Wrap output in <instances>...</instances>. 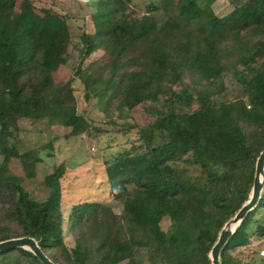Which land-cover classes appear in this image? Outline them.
<instances>
[{"label": "trees", "instance_id": "16d2710c", "mask_svg": "<svg viewBox=\"0 0 264 264\" xmlns=\"http://www.w3.org/2000/svg\"><path fill=\"white\" fill-rule=\"evenodd\" d=\"M201 1L178 0L173 7L171 0H160L177 12L174 29L163 35L152 16L131 18L122 0H98L93 17L98 31L82 36L81 53L85 58L103 48L106 76L90 75L82 63L76 75L87 88L97 83L91 92L104 101L117 99L129 111L150 104L155 116L139 129L143 152H125L105 164L122 214L99 203L72 206L69 229L76 239L68 249L59 188L65 167L47 176L50 194L37 202L22 188V179L9 173L10 156L0 149V242L33 238L55 264H211L221 229L249 199L264 150V0H244L223 18ZM33 5L0 0V148L23 119L48 120L70 129V136L85 134L89 126L70 105L69 85L57 88L49 74L52 61L66 51V24L53 15L37 16ZM194 22L196 31L184 29ZM228 73L241 95L218 102L213 96ZM184 76L200 86L194 111L187 89L173 88ZM17 158L27 175L38 162L31 164L29 154ZM183 158L198 178H188V170L177 164ZM262 211L264 189L223 248L220 264H242L231 253L246 247L251 235L264 237L263 225L251 232ZM164 218L170 222L166 233L159 228ZM0 264L41 263L31 252L13 249L0 252Z\"/></svg>", "mask_w": 264, "mask_h": 264}, {"label": "rangeland", "instance_id": "374dc122", "mask_svg": "<svg viewBox=\"0 0 264 264\" xmlns=\"http://www.w3.org/2000/svg\"><path fill=\"white\" fill-rule=\"evenodd\" d=\"M33 13L39 17L53 15L66 24L69 41L65 53L55 58L50 66L49 74L54 85L63 87L69 85L72 90L70 105L75 112L81 115L88 123V130L79 136H70V129L57 124L49 125L48 120L33 121L23 119L19 121V131L13 132L0 148L2 153L10 156L8 171L10 174L22 179V188L32 200L45 201L50 188L46 184L47 176L53 174L59 166H64L63 176L59 180L61 212L63 216L64 242L68 249L74 247L76 233L69 229V214L72 206L83 203H99L109 205L117 215L122 214L123 205L115 200L106 181L105 164L125 152H143L139 139V129L147 127L155 118L150 111V104L139 105L133 110L119 107L117 99L104 101L91 92L97 85L91 84L88 88L77 77V67L82 63V70H86L95 77L102 73L105 65V50L97 49L90 56L83 58L82 36H94L97 28L94 14L97 10L98 0H31ZM244 0H203L201 7H207L217 18H223L234 11L235 7ZM124 14L131 18H140L144 15L153 17L165 35L174 29L177 12L174 5L178 0H171L169 10L161 6L160 0H122ZM17 4L14 14L18 16L21 6ZM152 6L155 9L149 10ZM185 30L196 31V23H191ZM101 80V79H100ZM223 88L213 96L214 100L233 101L241 95V87L232 73L223 78ZM187 89L192 95L193 102L190 111L198 108L196 100L197 90L200 86L192 83V78L184 76L182 84L173 88L180 92ZM140 147V149H137ZM29 154V161L38 159V162L29 169V175L23 171L18 156ZM4 156L0 155V166ZM186 158L177 164L188 170L187 177H199V172ZM254 226H264V211L254 216ZM170 222L164 218L159 224L163 233L168 231ZM251 233V234H252ZM232 256L242 264H264V237L251 235L246 247L236 249ZM111 256V255H110ZM142 258L146 260L145 254ZM118 256L114 257L117 260ZM120 264H126L120 263Z\"/></svg>", "mask_w": 264, "mask_h": 264}, {"label": "water", "instance_id": "95a60500", "mask_svg": "<svg viewBox=\"0 0 264 264\" xmlns=\"http://www.w3.org/2000/svg\"><path fill=\"white\" fill-rule=\"evenodd\" d=\"M263 189L264 150L259 154L255 163L253 184L249 199L235 214V216L231 218L221 229L218 239L209 254L211 264H220V254L223 248L231 236L235 233L236 229L240 226L246 215L258 205ZM13 249H23L31 252L41 264H55L43 253L33 238L22 237L0 242V252Z\"/></svg>", "mask_w": 264, "mask_h": 264}]
</instances>
